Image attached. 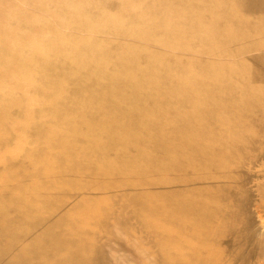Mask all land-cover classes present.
Listing matches in <instances>:
<instances>
[{
	"label": "rangeland",
	"instance_id": "obj_1",
	"mask_svg": "<svg viewBox=\"0 0 264 264\" xmlns=\"http://www.w3.org/2000/svg\"><path fill=\"white\" fill-rule=\"evenodd\" d=\"M83 1L0 0V208L74 240L86 264H264V157L249 174L207 169L226 180L201 216L177 205L197 193L166 189L206 169L166 167L165 143L173 96L191 109L203 88L264 91V0Z\"/></svg>",
	"mask_w": 264,
	"mask_h": 264
},
{
	"label": "bare ground",
	"instance_id": "obj_2",
	"mask_svg": "<svg viewBox=\"0 0 264 264\" xmlns=\"http://www.w3.org/2000/svg\"><path fill=\"white\" fill-rule=\"evenodd\" d=\"M244 1L249 8L250 6L262 4L260 0ZM83 2L76 5L78 6V13L83 15L79 19H83L86 15ZM81 4L83 6L82 11L80 10ZM182 26V24L177 25L174 29L180 31ZM252 26L254 24L249 25V27ZM34 45L33 49L39 50L40 45L36 43ZM81 47L83 48V45ZM89 49L90 47L86 51L85 58L81 60L82 65H86V63L89 65L90 63L87 55ZM261 54L264 57L263 49ZM140 56L141 54L132 57V63L130 67H127L128 70L134 69V63ZM51 62L48 61V65ZM234 87L223 85L220 86V91L203 88L200 91V104L191 109H187L191 98L189 99L183 94H178L179 96L172 95L177 106L168 107L167 110L178 125L172 128V131L180 133L177 136L171 135L165 142L167 147L166 160L169 159L167 160L168 163L166 162V167L180 169L182 173L187 174V166L194 163L196 166L204 167L206 169L204 173H207L206 176L199 174L196 177L187 174L188 177H183L180 180V183L183 182V187L173 189L172 186H169L166 189V192L169 191L170 193H172L171 190H173V193L180 194L183 192L197 193L196 201L182 200L177 203L178 209H181L182 212L197 210L201 215L203 209L209 210L202 202L203 196L201 193L211 190L216 187V182H223L226 179L209 174L207 169L218 167L227 172L228 163L234 162L240 168L247 163V174H249L250 168L255 163L254 161L264 157H258L253 149L255 145L258 147L261 143H264V133L260 140L253 141L252 138H246L247 134L243 132L248 130L253 119L258 120V116L261 114L262 121L257 126L264 127V91L261 92L256 88L236 89ZM177 98H180V100L177 101ZM194 119L200 120L195 124L193 123ZM178 120L182 121V124L178 123ZM238 141L241 143L238 144ZM247 142H250L247 144L249 147L244 144ZM171 147L173 152L170 150ZM169 150L170 152H168ZM225 176L228 178L229 174L226 173ZM245 179H248V175ZM24 214L19 210L13 212L10 216L6 208H0V264H67L70 259L75 260L74 262L78 264L87 263L77 251L70 250L68 247V244H76L74 240L66 236L61 237L55 233L51 234V228L39 231L41 229L40 221L27 223V221H24ZM205 214L201 216H205ZM246 222L250 224L248 221ZM62 250L69 257L60 258L59 255ZM100 262L101 264H107L103 257L100 258Z\"/></svg>",
	"mask_w": 264,
	"mask_h": 264
}]
</instances>
